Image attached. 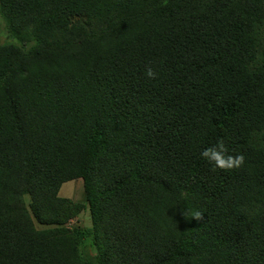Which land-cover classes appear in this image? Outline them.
I'll return each mask as SVG.
<instances>
[{"label": "trees", "instance_id": "16d2710c", "mask_svg": "<svg viewBox=\"0 0 264 264\" xmlns=\"http://www.w3.org/2000/svg\"><path fill=\"white\" fill-rule=\"evenodd\" d=\"M0 17V264H264V0ZM220 141L239 168L202 158Z\"/></svg>", "mask_w": 264, "mask_h": 264}, {"label": "clouds", "instance_id": "9594fccd", "mask_svg": "<svg viewBox=\"0 0 264 264\" xmlns=\"http://www.w3.org/2000/svg\"><path fill=\"white\" fill-rule=\"evenodd\" d=\"M154 75L155 74L153 72H148L149 77H153ZM201 156L205 161L209 162L214 167L225 170L231 168H239L244 162V157L242 155H227V149L222 141L218 142L215 146L205 148L201 152ZM191 217L199 220L202 218V213L198 210L192 211ZM75 219H80V217L74 216L66 223L65 226L67 228H74L71 227V224L75 221Z\"/></svg>", "mask_w": 264, "mask_h": 264}, {"label": "rangeland", "instance_id": "374dc122", "mask_svg": "<svg viewBox=\"0 0 264 264\" xmlns=\"http://www.w3.org/2000/svg\"><path fill=\"white\" fill-rule=\"evenodd\" d=\"M3 20L0 17V39L2 42H7L8 37L7 34L3 31ZM84 189H83V180L78 179L76 181L68 182L63 185L60 196L65 197L67 199L72 198L74 200H83ZM80 227L85 226V220L80 217V219H75V221L71 224V227ZM92 248H89V253Z\"/></svg>", "mask_w": 264, "mask_h": 264}]
</instances>
